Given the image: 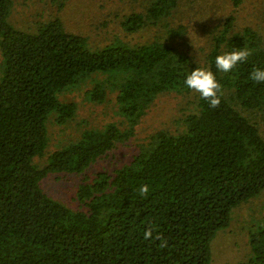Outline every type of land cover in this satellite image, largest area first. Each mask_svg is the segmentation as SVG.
<instances>
[{
  "label": "trees",
  "instance_id": "obj_1",
  "mask_svg": "<svg viewBox=\"0 0 264 264\" xmlns=\"http://www.w3.org/2000/svg\"><path fill=\"white\" fill-rule=\"evenodd\" d=\"M40 1L0 0V264H209L231 211L264 197V83L249 79L264 69V0H247L254 27L242 28L243 0L233 10L227 0L223 9L144 0L117 24L125 37L147 32L133 44L116 35L99 44L66 28L69 0H44L38 15ZM241 48L246 61L217 70L218 55ZM196 68L221 85L215 109L184 84ZM74 94L90 108L110 103L114 120L77 123ZM174 97L165 127L116 160L152 108ZM72 123L77 131L52 148L54 127ZM50 180L73 183L72 205L49 195ZM248 248L242 264H264V215Z\"/></svg>",
  "mask_w": 264,
  "mask_h": 264
},
{
  "label": "rangeland",
  "instance_id": "obj_2",
  "mask_svg": "<svg viewBox=\"0 0 264 264\" xmlns=\"http://www.w3.org/2000/svg\"><path fill=\"white\" fill-rule=\"evenodd\" d=\"M143 1L144 0H69L67 4L65 3L66 5L62 10V19L66 24V28L69 30L85 32L84 35L92 38L97 35L96 40L99 44L108 41V36L114 37L115 35L129 44L143 43L148 39L146 35L147 32L141 31L137 34L125 37L121 32V28L117 25L120 19L131 14V11H140ZM184 1L194 2L195 0ZM204 1L207 2L208 0ZM43 2L44 0L40 1V4ZM213 2H215V6H218V9L220 7L223 9V7H225L224 0H213ZM227 2L230 6L229 8L233 10L232 0H227ZM55 3L57 4V2ZM245 5L247 10L245 9ZM247 5V0H243L241 5L237 8V28L246 26L254 27V18L250 14L251 11H249ZM42 7L43 8L37 12L38 15L42 14L45 10L47 11L46 4L43 3ZM20 11L21 10L17 7L16 11L11 16V20H13L16 25H18V21L20 20V16L18 15ZM178 22L186 25L185 22L177 21V23ZM109 33L113 34L108 35ZM68 98L78 103L77 123L102 126L114 120V117L111 116L112 112L109 102V104L105 106L90 108L88 103L82 101L81 97L76 96V94L70 95ZM177 105L178 101L175 97L171 99L162 98L157 105L152 108V111L146 116L144 121L137 127L135 137L128 142L126 146H122L120 150L114 153L117 157L116 160L122 159L123 161L127 156L128 150L133 152L135 145L137 146L141 143L143 137L147 133H150L151 130L163 129L169 118L173 114L176 115ZM54 129L50 143L52 148V144H59L65 141L68 136L75 133V130L77 131L78 128L72 123L69 128L54 127ZM110 161H112V159L108 158L104 161L105 163L101 165L108 168L111 163ZM72 184L73 183L69 180L67 182L60 181L59 184L50 180L44 187L52 197L58 196L63 198L65 204L72 205L73 202L70 192V186ZM263 215L264 197H262V195L234 208L230 214L228 227L218 231L210 243L209 264L246 263L250 257L248 232L251 229V225Z\"/></svg>",
  "mask_w": 264,
  "mask_h": 264
},
{
  "label": "clouds",
  "instance_id": "obj_3",
  "mask_svg": "<svg viewBox=\"0 0 264 264\" xmlns=\"http://www.w3.org/2000/svg\"><path fill=\"white\" fill-rule=\"evenodd\" d=\"M251 54V50L241 48L240 50L218 55L215 58L216 68L218 71L224 73L231 72L237 64L246 61ZM249 79L255 83H264V69H253L250 73ZM184 84L188 89L199 93L201 99L208 102L209 107L215 109L220 105V97L218 94L221 93V85L217 82L211 71L196 68L187 75ZM138 191L141 196H146L149 189L147 185H141ZM153 231L154 229L149 226L144 232V239L147 240L152 238ZM156 239L161 240L159 245L161 248L167 246V241L161 236L157 235Z\"/></svg>",
  "mask_w": 264,
  "mask_h": 264
}]
</instances>
